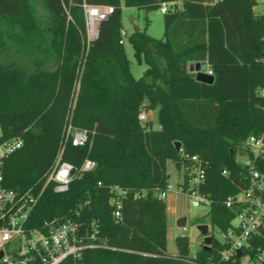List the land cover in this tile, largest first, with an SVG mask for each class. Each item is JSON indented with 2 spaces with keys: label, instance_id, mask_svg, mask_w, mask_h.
Here are the masks:
<instances>
[{
  "label": "trees",
  "instance_id": "1",
  "mask_svg": "<svg viewBox=\"0 0 264 264\" xmlns=\"http://www.w3.org/2000/svg\"><path fill=\"white\" fill-rule=\"evenodd\" d=\"M175 2L165 14V36L146 31L129 36L146 69L136 78L120 43L122 4L146 10ZM52 27L42 30L23 0H0V19L21 22L16 40L40 50L30 71L0 61V127L3 138L21 136L24 144L4 163L9 187L43 192L30 226L56 216L97 220L110 248H88L80 264H238L221 258L215 239L210 250L189 255L190 240L176 237L177 254L168 252L166 200L152 190L169 184L168 162L182 161L175 142L207 164L202 191L211 198L208 220L226 229L234 217L224 201L248 184L246 168L236 160L251 135H264V18L255 19L256 0H44ZM112 5L114 13L99 24V37L88 47L83 4ZM27 16V17H26ZM0 30V42L3 40ZM208 62L213 83L198 81L191 64ZM47 64H53L48 68ZM158 108L156 129L139 112ZM88 130L89 142L74 146L67 128ZM80 166L86 158L97 167L75 176L70 190L44 187L58 155ZM258 166L264 169V157ZM226 170L227 174H223ZM181 172V171H180ZM101 182V185H99ZM147 189L141 199L125 200L122 218L113 215L109 186ZM70 260L63 264H70Z\"/></svg>",
  "mask_w": 264,
  "mask_h": 264
},
{
  "label": "built area",
  "instance_id": "2",
  "mask_svg": "<svg viewBox=\"0 0 264 264\" xmlns=\"http://www.w3.org/2000/svg\"><path fill=\"white\" fill-rule=\"evenodd\" d=\"M202 1L206 5H212L222 0ZM174 5L175 2H166L160 8L163 13H167ZM83 9L86 39L90 44L99 37V24L109 19L115 8L112 5L84 3ZM127 38L129 33L123 28L120 43L125 44ZM206 72L214 74L209 63ZM258 92L264 96V88H259ZM149 114L150 111L142 106L138 115L140 123L148 122ZM67 133L74 146H85L89 142L90 134L86 129L69 124ZM23 144L21 136L4 139L0 127V264H63L68 260L71 261L70 264H80L83 253L88 248L116 249L102 237L99 222L95 219L83 221L78 218L79 212L75 216L62 215L46 219L39 227L30 226L32 211L44 188L36 192L34 189L19 190L9 187L5 184L3 169L5 160ZM180 151L183 180L176 192L187 195L194 206L207 204L210 209L212 200L201 189L207 178V164L198 155L190 156L182 148ZM239 154L247 158L241 164L246 168L248 184L224 201L226 207L234 212V217L226 229L218 227L221 238L214 236L213 230L217 226L210 222L209 235L213 237V242L217 239L224 246L221 250L222 260L239 259L238 264H264V169L258 166L259 158L264 157V135L247 137ZM96 167L97 162L91 158H86L77 166L64 160L60 153L47 174L44 187L53 183L56 193H65L70 190L75 176L82 177ZM223 174H227V171L224 170ZM172 190L173 185L169 183L164 190H152V194L166 200ZM109 193L113 215L121 219L125 200L130 196L134 199L147 197L149 191L112 184L109 186ZM238 250L242 251L241 256H238Z\"/></svg>",
  "mask_w": 264,
  "mask_h": 264
},
{
  "label": "rangeland",
  "instance_id": "3",
  "mask_svg": "<svg viewBox=\"0 0 264 264\" xmlns=\"http://www.w3.org/2000/svg\"><path fill=\"white\" fill-rule=\"evenodd\" d=\"M29 11L33 12L34 17L41 25L42 30L52 27V20L45 7L44 0H23ZM255 19L264 18V0H256L253 6ZM27 17V16H26ZM122 23L123 28L129 33V36L138 27L141 31H146L149 35L155 38H163L165 36V14L161 8L146 10L138 7H126L122 4ZM21 22L6 21L0 19V30L3 32V40L0 42V61L13 62L26 67L32 71L36 67V63L40 60H46V56L35 47L20 44L15 38L20 32ZM15 37V38H14ZM85 45L88 47V40L85 39ZM133 75L139 78L143 75L146 69L144 60L138 61L134 54L132 42L127 38L124 44ZM264 60V56H263ZM53 64H47V67H52ZM150 121L153 126L160 128L158 122V110L150 111ZM236 160L239 163H245L247 158L242 154H237ZM169 183L173 185V190L168 193L166 198L167 204V223H168V252L177 254L176 237L178 235H186L190 240L189 255L195 256L200 248L204 245V235L199 231L198 225L209 224L208 211L209 205L202 204L194 206L191 199L185 195L177 193L179 183L183 180L182 172L178 171L172 161L168 162ZM181 217H187L185 227L178 225V220ZM219 228L214 227L213 234L216 238H221Z\"/></svg>",
  "mask_w": 264,
  "mask_h": 264
},
{
  "label": "water",
  "instance_id": "4",
  "mask_svg": "<svg viewBox=\"0 0 264 264\" xmlns=\"http://www.w3.org/2000/svg\"><path fill=\"white\" fill-rule=\"evenodd\" d=\"M249 1H253V0H249ZM139 28L136 27L135 31H138ZM208 68V63L207 62H203V63H196V64H191L190 70L191 72H195L197 73L196 78L198 81L201 82H206V83H213L215 80L214 75H210L206 72ZM176 148L180 149L181 148V143L180 142H175ZM176 169L178 171L181 170V163L177 162L176 163ZM187 224V217H181L178 220V225L179 226H183L185 227ZM198 229L199 231L204 235V245L203 248L204 249H211V245L213 243V237L211 235H209V225L208 224H200L198 225ZM242 251L238 250V256H241ZM1 255V254H0Z\"/></svg>",
  "mask_w": 264,
  "mask_h": 264
},
{
  "label": "crops",
  "instance_id": "5",
  "mask_svg": "<svg viewBox=\"0 0 264 264\" xmlns=\"http://www.w3.org/2000/svg\"><path fill=\"white\" fill-rule=\"evenodd\" d=\"M157 110H158V108H157ZM155 128V127H154ZM156 129H158L157 127H156Z\"/></svg>",
  "mask_w": 264,
  "mask_h": 264
}]
</instances>
